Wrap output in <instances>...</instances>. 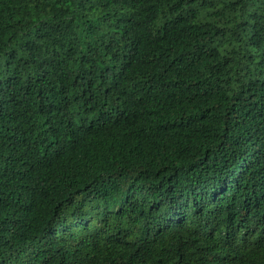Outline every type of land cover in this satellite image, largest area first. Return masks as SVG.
Wrapping results in <instances>:
<instances>
[{
    "label": "trees",
    "instance_id": "trees-1",
    "mask_svg": "<svg viewBox=\"0 0 264 264\" xmlns=\"http://www.w3.org/2000/svg\"><path fill=\"white\" fill-rule=\"evenodd\" d=\"M0 264H264V0H0Z\"/></svg>",
    "mask_w": 264,
    "mask_h": 264
}]
</instances>
